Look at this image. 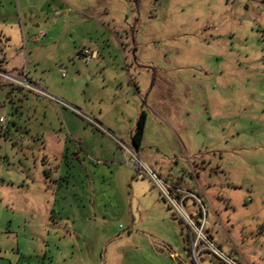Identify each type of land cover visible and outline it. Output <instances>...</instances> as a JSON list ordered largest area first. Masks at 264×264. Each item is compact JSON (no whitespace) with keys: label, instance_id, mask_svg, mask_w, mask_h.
<instances>
[{"label":"rangeland","instance_id":"374dc122","mask_svg":"<svg viewBox=\"0 0 264 264\" xmlns=\"http://www.w3.org/2000/svg\"><path fill=\"white\" fill-rule=\"evenodd\" d=\"M11 1L0 72L78 114L0 78V264L193 262L124 147L194 188L226 257L264 264V0Z\"/></svg>","mask_w":264,"mask_h":264},{"label":"built area","instance_id":"2783aa9c","mask_svg":"<svg viewBox=\"0 0 264 264\" xmlns=\"http://www.w3.org/2000/svg\"><path fill=\"white\" fill-rule=\"evenodd\" d=\"M96 52L91 51L89 52L88 50H84L80 53V60L84 62V64H89L92 60L96 58ZM0 78L3 79L4 81L10 82L11 84L22 88L30 93H33L37 96L43 97L50 102L55 103L58 106H61L63 108L69 109L72 112H76L74 109H72L70 106L65 104L63 101L47 94L42 88L33 86L31 85L27 79H26V74L24 73L23 79H15L12 78L4 73L0 72ZM77 113V112H76ZM78 114V113H77ZM6 120L4 118H0V123L3 124L5 123ZM89 123H91L94 127L99 128V126L91 121L88 120ZM124 153L130 155V159L126 163V167L130 169H138L141 171L142 175L150 180L154 186L157 188L159 191L160 195L163 197V199L167 202L169 207L173 210V212L178 215V217L181 219L182 222L186 225V228L188 230V233L191 235L192 240V247L193 251H195L198 247L199 244L202 243L203 249L207 250L212 256H214L217 260L223 262L224 264H236L233 260H230L226 256H224L213 244L212 242L206 238L203 235V229H204V221L200 223H194L191 219L187 217L185 214V211L183 210V202L187 198H192L195 201L198 202L196 197L191 194H184L179 190H176L172 186L168 185L167 183L161 181L147 166H145L136 156V153H134L129 147H124ZM174 194H177L181 196L179 199L174 196Z\"/></svg>","mask_w":264,"mask_h":264},{"label":"crops","instance_id":"0c3cea01","mask_svg":"<svg viewBox=\"0 0 264 264\" xmlns=\"http://www.w3.org/2000/svg\"><path fill=\"white\" fill-rule=\"evenodd\" d=\"M0 1H2V2H0L1 3V6H0V11H1V15H0V17H4V19H8L9 17V15H13V10H12V6H11V4H12V1L11 0H0ZM4 4L6 5V7L8 6V8H7V11H6V7L4 8ZM4 10V13H2V11ZM57 15L59 14V13H56ZM5 25L3 26L4 28L6 27V26H8L6 23H4ZM2 29L1 27H0V36H1V38H5L7 41H8V39H7V37H6V33H7V30H8V28H5V29ZM38 29L39 27H38V25L37 26H35V29ZM40 36H45V34L44 33H40L39 34V36H37V37H39L40 38ZM38 39H36V37H34L33 38V42H35V43H37V42H39V40L37 41ZM81 53V52H80ZM77 60H80V54L78 53V57H77ZM130 138H131V135L129 136V138H127V140H129V145L131 144V141H130ZM142 142H143V139H142ZM142 142H141V144H142ZM140 148H141V145H140ZM140 148H139V150H140ZM138 150V151H139ZM135 171V175H134V180L132 179L131 181H130V183H134V184H136L135 186H134V189H135V192L136 193H141V192H146L147 190H149L150 192L151 191H153V192H156V190H157V188L154 186V184L150 181V180H148L147 178H145L143 175H142V173H141V171L140 170H138V169H135L134 170ZM158 177V176H157ZM159 178V177H158ZM164 178V177H163ZM160 179V178H159ZM166 178H164V180L163 179H160L161 181H163V182H165V183H167V184H170V183H168L166 180H165ZM140 180V181H139ZM138 182L141 184V182L144 184V183H146V184H144V187H141V186H137V184H138ZM172 185V184H171ZM170 185V186H171ZM172 187L173 188H175L176 190H179V191H181L182 193H184V194H191V195H194L195 197H196V199L198 200V202L197 201H195L194 199H192V198H187L186 200H184V202H183V205H182V207H185V206H187V204H188V202H191V205H192V207H190V208H188V213H187V211H185L184 209V211H185V214L187 215V217L189 218V219H195L196 221V223H199V222H201L202 220H201V218H202V212L201 211H199V212H196L195 210H194V208L196 207V204H201L202 205V208H203V203H202V201H201V199H200V195L198 194V193H196L195 191H194V188H192V189H190L189 187H186V185H185V189H182L181 187H178L177 185H172ZM158 191V190H157ZM157 193V196H158V198L160 199V201L163 203V205L166 207V210L168 211V212H170V213H174L173 212V210H171V208L169 207V205L167 204V202L163 199V197L160 195V193H159V191L158 192H156ZM174 196H176V198L177 199H179L181 196H179V195H177V194H174ZM199 206V205H198ZM203 210H204V208H203ZM205 211V210H204ZM175 214V213H174ZM173 214V219H174V221H176V220H178V223L179 224H181V225H184V227L186 228V225L184 224V222H182L181 221V219H177V217H175V215ZM206 217H207V214H205V216H204V218H205V220H206ZM205 226V225H204ZM186 230H187V228H186ZM187 232H188V230H187ZM186 232V233H187ZM204 233H205V235L207 236V238L212 242V244L221 252V250H223V245H222V243H220L219 241H217L216 239H215V237L213 236V234H212V232H211V230H209V229H206L205 227H204ZM187 238V243H188V237H186ZM192 249H193V247H192ZM186 251H187V256L190 258V260H191V255H192V259H193V262L191 261H189L190 262V264H224L223 262H221V261H219V260H217L214 256H212L207 250H204L203 249V246H199L195 251H192V252H189V247L187 248L186 247ZM222 253V252H221ZM223 254V253H222ZM169 259L171 260V261H173V264H184V262H182L181 261V258H180V255H181V251L180 252H170L169 254ZM224 255V254H223ZM225 256V255H224ZM229 256H231V257H227V258H229L230 260H233L232 258H234L235 260H237V257H236V255H234L232 252H230L229 253ZM188 258V259H189ZM236 262V261H235ZM186 264H188L187 262H186Z\"/></svg>","mask_w":264,"mask_h":264},{"label":"trees","instance_id":"16d2710c","mask_svg":"<svg viewBox=\"0 0 264 264\" xmlns=\"http://www.w3.org/2000/svg\"><path fill=\"white\" fill-rule=\"evenodd\" d=\"M146 125V115L142 112L139 114L138 119L135 124L133 133L131 134V146L135 151H138L143 139V134Z\"/></svg>","mask_w":264,"mask_h":264}]
</instances>
